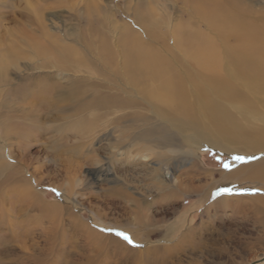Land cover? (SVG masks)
Masks as SVG:
<instances>
[{
    "label": "rangeland",
    "instance_id": "obj_1",
    "mask_svg": "<svg viewBox=\"0 0 264 264\" xmlns=\"http://www.w3.org/2000/svg\"><path fill=\"white\" fill-rule=\"evenodd\" d=\"M237 1V24L247 23L257 30L248 45L259 47L254 64L264 70V0ZM229 10L227 0H0V63L4 62L0 71L3 65L6 70L0 77V160L6 164H0V264H38L34 254L48 252L46 236L60 229L66 232L65 239L57 240L55 249L40 264H85L92 244L80 230L73 232L74 217L104 233L129 229L124 233L133 243L139 240L136 248L153 241L147 245L149 249H164L187 235L184 244L175 246L177 251H165L164 264H251L264 256L263 225L250 213L236 214L230 205L207 207L218 198L216 193L205 194L209 187L158 202L157 191L150 186L148 169L157 166L162 168V177H170L172 171L180 178L191 173L201 178L211 174L215 181L219 172L236 165L229 154L202 141L192 149L143 145L137 137H124L126 141L116 143L122 126L127 130L125 136L131 128L126 120L114 122L115 117L130 112L156 116L142 98L141 88L125 80L123 41L131 55L136 38L184 78L189 99L198 96L192 88L197 83L208 94L222 92L218 98L209 94L212 102L234 113L241 106L259 110L260 115L246 119H264V80L239 75L240 69L246 72L254 64L251 67L243 61L245 65H239L238 60L247 59L243 45L247 33L232 25ZM186 32L195 42H185ZM104 40L112 56L108 60L102 50ZM60 44L77 52L69 56L71 64L65 67L53 57ZM78 56L84 65L74 63L72 58ZM216 78H220L217 94L212 89ZM75 87L84 91L79 97L69 93ZM107 93L116 103L131 100L135 104L116 105L102 115L104 110L94 103ZM29 112L32 116H24ZM31 122L34 130L26 128ZM11 124L20 129L3 131ZM160 151H167L172 160L164 163L158 157ZM192 158L198 163L193 172ZM9 171L28 180L25 185L39 200L60 205L51 213V217L59 216L57 228L50 217L40 215L39 208L18 200L25 181L8 178ZM165 180L170 184V178ZM123 186L128 198L111 193L112 188ZM138 216L162 219L142 233L136 225ZM24 229L27 237L20 235ZM131 231L137 232L136 237ZM160 239L163 241L157 242ZM108 256V260H102L105 255L98 257L93 264H130Z\"/></svg>",
    "mask_w": 264,
    "mask_h": 264
},
{
    "label": "bare ground",
    "instance_id": "obj_2",
    "mask_svg": "<svg viewBox=\"0 0 264 264\" xmlns=\"http://www.w3.org/2000/svg\"><path fill=\"white\" fill-rule=\"evenodd\" d=\"M227 4L232 15V18H230V22L235 26L237 24V20H239V14H237V4H239V2L237 0H227ZM202 12L206 13L205 11ZM241 23L237 25L238 27L243 28V31L247 33L245 34L246 40L243 42V45L245 47L244 50L248 52V55L244 57L247 59L238 61L241 68L245 64L252 67V65L254 64V60L257 58V56H259V47H251L248 45V42L252 40L253 37L257 34V30L252 28L251 25L249 26L247 23L244 25ZM189 35L190 33L186 32L183 38H185V42L187 44H192L195 41L193 40V36ZM180 39L181 37H179L178 40ZM125 40L130 39L126 38ZM134 40L136 42H134L133 45L131 41L128 42V46L132 45L131 55L127 54L125 43L123 41L125 50L123 59L126 65V69H124V71L127 76L125 80L126 82H128L129 79V82L134 85V87L139 90L141 88V94L143 95L142 98L146 102L150 103L149 105L154 109L153 111L155 112L156 116L148 117L149 115L147 116L144 113L130 112L127 115L124 114L121 117H115L114 122L120 123L123 120H126V125L131 128V130L128 132V135L125 136L127 130L125 132L122 126V129L119 130L121 139L119 141H116V143L121 144L129 137H137L141 140L143 145L147 144L158 148L172 146L175 149L187 146L188 148L190 147V149H192L195 148L196 143H200L202 141L205 144L212 145V147L217 152H224L229 154L236 165L233 164V167L228 171L219 172L220 178L215 181H213L214 176L211 174H207L206 176L201 178L200 176L198 177V175L191 173V175L185 176V179L184 177L180 178L177 175H174V173L170 171V177L163 175L165 179L170 178L169 184L167 182L168 180L166 181L160 174V171L162 170L161 166H157L156 168L150 167L148 169V173L151 179L150 186H152L153 189L155 188L157 191V196L155 199L158 202L172 201L175 200L182 192L185 193L187 191L201 190L206 186L209 187V189L205 193L207 196L211 194L215 195V193L218 195V198L207 205V207L211 206L213 208H216L219 206L230 205L231 209L234 210L236 214L240 213L245 215L247 213H250L255 218V221L258 223L260 222V224H262L264 227V213L262 212L264 211L262 210L264 206V196L261 195V192H264V119H260V121L259 119H246L248 117H254L255 114L260 115L259 110L254 111L251 109H244L243 106H241L238 107L237 112L234 113L227 106H223L221 103L212 102L210 100L211 98L209 99V94H214H208V92L197 83H194V86L192 85V88L193 93L198 96L193 100L189 99L190 97L187 96L190 93H188L187 89L189 87L187 86L186 88V86H184V83L186 82L184 78L182 79L178 75V73L172 71L171 68L166 64L167 61L164 62L157 52L143 47L139 43L141 41H138L137 38ZM101 45L103 48L102 50H104L103 54H106L105 58L107 60L110 59V57L112 56L109 52L110 50L107 49L108 45L106 41H102ZM58 47L60 48V50L57 49L58 51L53 55L56 62L61 66L71 64L69 63V56H71L72 54H76V50L73 49V47H67L61 44L58 45ZM72 59L77 65H82L83 63L82 59H80L79 56ZM243 61H245V64H243ZM0 64H4V62ZM240 70L238 71V73L241 77L247 73L249 77L257 76L259 79L264 80V70H259V67L255 66V64L253 65V68H248L247 66L246 72H240ZM2 73H6L4 65L2 66V70L0 71V77L3 75ZM219 79L220 78H216L212 85V89L216 94L218 93V91H220V85L218 84ZM28 92H30V90ZM83 92L84 91L79 87H75L72 90H69V93H72V95L78 97L80 96V94L82 95ZM14 95L18 96L17 92L14 93ZM219 96L214 95L212 97L218 98ZM233 96L237 95L233 94ZM111 97L112 95L108 93L106 95L100 94L97 97L94 105L99 109L104 110L102 115L106 114L107 111L111 112V109L115 108L116 105L119 108H123L125 106L133 107L135 104L131 100H123L116 103L115 101H113V98L112 100H110ZM224 98L227 100L226 97ZM240 104L243 105L244 102H241ZM24 116L32 115L29 112V114H24ZM32 124L33 123L31 122L26 126V128L31 127L34 130L35 127L34 124ZM10 127L16 130L20 129L18 128V126L11 124L8 127H4L3 131L8 130ZM22 133H20L19 137ZM176 135L179 137L177 138ZM166 153L160 151V153L158 154V157L163 160L164 163L172 160V156ZM237 156L244 157L245 159L238 160L236 159ZM192 160V162L195 164V166L194 164H192L191 166L192 172L194 170L197 171L198 163L196 162L195 158H192ZM0 164L2 167L6 166L5 162H3L2 159L0 160ZM15 173L17 172L9 171L7 177L15 178V180L17 181H25H21L24 185L28 183V180H25L21 177L22 175L19 176ZM10 183L8 184L10 185ZM124 187L125 186H123L122 188L120 187L119 189L112 188L113 191L111 193H114V195L120 198H128L129 195L124 192ZM222 189H230L231 191L225 192L221 191ZM22 191L23 193H21L22 195L18 198V200L26 202L29 207L39 208L40 215L46 216L48 218L50 217V219H52L51 222L54 224L55 228L60 225L61 221L58 220V215L57 218L51 217V213L53 214L54 212H56L57 208L60 207L58 203H47L39 200L37 193L27 185L24 186V189ZM62 209H66L64 204L62 206ZM67 211L68 210H66V212ZM161 219V217L154 218L146 216L142 218L138 216L136 225L139 231L143 233L147 229H149V226H151V224H158ZM71 226L74 228L73 232H79L80 230L81 232H83V234H86V238H88L89 242L92 244L90 249L91 254L88 256L85 255L84 257L85 264H93L98 257H102L103 255H105V257H102V260H108L110 257L108 255H111L117 260L127 261L130 264H142L140 260H146L148 264H164L165 251H168V249L170 248H175L176 245L181 242H185V239L188 238L187 235H184L181 238L177 239L175 243L170 242L169 246H166L164 249L160 246L157 247L156 250H151V248L149 249L147 245L151 243L153 244V241L148 242V244L143 248L135 247L136 242H138L139 240H135V242L131 243L129 246L128 242L126 240L124 241L122 237L117 235V233L101 232L95 227L94 224L81 222L76 217L72 218ZM127 230L129 229H126V231ZM31 232L34 231L32 230ZM131 233L133 234V237H136L135 235L137 232L135 233V235L134 232L131 231ZM65 234L66 232L64 231V229H60V231L58 230V232L54 233L53 236H46V240L50 244V246L46 248L47 250H49L46 253H51L55 249L53 247L55 246V243L58 242L57 240L63 241V239H65ZM20 235H22V237H27L28 230L24 229L20 233ZM159 241H163V239H160L157 242ZM154 244L156 243L154 242ZM118 245L121 246H119L118 248ZM121 248H123L124 250H120ZM60 252L63 251L60 250ZM46 253L37 250L36 254H34V259L38 264L41 263L39 260L43 261L46 258ZM58 254L60 253L58 252ZM62 254H64V256L66 257L64 252ZM261 263L264 262H256L255 264Z\"/></svg>",
    "mask_w": 264,
    "mask_h": 264
},
{
    "label": "snow or ice",
    "instance_id": "obj_3",
    "mask_svg": "<svg viewBox=\"0 0 264 264\" xmlns=\"http://www.w3.org/2000/svg\"><path fill=\"white\" fill-rule=\"evenodd\" d=\"M236 159H238V160H244L245 158L244 157L237 156ZM225 167H228V165H225ZM53 191H55V190L53 189ZM221 191L230 192L231 190L230 189H222ZM117 235L121 236L128 243H130V244L133 243L132 238L127 233L117 232Z\"/></svg>",
    "mask_w": 264,
    "mask_h": 264
},
{
    "label": "water",
    "instance_id": "obj_4",
    "mask_svg": "<svg viewBox=\"0 0 264 264\" xmlns=\"http://www.w3.org/2000/svg\"><path fill=\"white\" fill-rule=\"evenodd\" d=\"M264 260V256L260 259V260H257V261H255V262H253L252 264H255L256 262H261V261H263Z\"/></svg>",
    "mask_w": 264,
    "mask_h": 264
},
{
    "label": "trees",
    "instance_id": "obj_5",
    "mask_svg": "<svg viewBox=\"0 0 264 264\" xmlns=\"http://www.w3.org/2000/svg\"><path fill=\"white\" fill-rule=\"evenodd\" d=\"M208 154L210 155V154H212V153H209V152H208Z\"/></svg>",
    "mask_w": 264,
    "mask_h": 264
}]
</instances>
